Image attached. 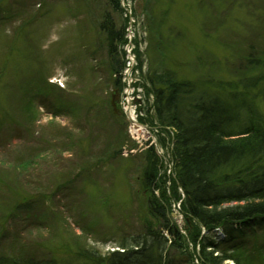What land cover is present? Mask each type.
<instances>
[{"label":"rangeland","instance_id":"rangeland-1","mask_svg":"<svg viewBox=\"0 0 264 264\" xmlns=\"http://www.w3.org/2000/svg\"><path fill=\"white\" fill-rule=\"evenodd\" d=\"M121 2L116 13L107 0L0 1V217L28 194L38 198L32 217L41 222L0 223L1 236L8 229L0 254L24 246L62 260L87 248L106 255L143 223L159 228L144 158L154 146L172 195L174 132L155 119L148 73L169 69L218 85L264 72V0ZM106 11L126 31L117 45L121 76L100 28ZM250 56L262 66L250 65ZM136 125L144 128L137 138ZM179 194L171 212L187 234ZM251 246L252 264H264V231Z\"/></svg>","mask_w":264,"mask_h":264},{"label":"trees","instance_id":"trees-1","mask_svg":"<svg viewBox=\"0 0 264 264\" xmlns=\"http://www.w3.org/2000/svg\"><path fill=\"white\" fill-rule=\"evenodd\" d=\"M107 4L113 12H123L121 0ZM100 28L114 58L111 70L121 76L125 61L119 58L117 45L125 42V28H117L107 11ZM250 57V65L262 66L263 59ZM146 79L159 127L174 132L172 195L167 196L154 146L146 145L144 158V188L153 194L148 209L160 227L143 223L140 231L106 255L87 248L78 252V258L62 260L22 246L0 254V264H252L251 242L264 231V72L218 85L181 80L169 69L151 70ZM155 191H162L161 199ZM179 191L187 234L171 212V200L181 195ZM16 199L0 223L41 225L32 217L38 198L25 194ZM259 257L264 261L262 253Z\"/></svg>","mask_w":264,"mask_h":264},{"label":"water","instance_id":"water-1","mask_svg":"<svg viewBox=\"0 0 264 264\" xmlns=\"http://www.w3.org/2000/svg\"><path fill=\"white\" fill-rule=\"evenodd\" d=\"M115 93H116V94H114V95L112 96L111 105H112V107H113L114 112L117 113V101H118V99H119V97H120V94H119L118 91H116Z\"/></svg>","mask_w":264,"mask_h":264},{"label":"built area","instance_id":"built-area-1","mask_svg":"<svg viewBox=\"0 0 264 264\" xmlns=\"http://www.w3.org/2000/svg\"><path fill=\"white\" fill-rule=\"evenodd\" d=\"M133 122H136L135 121V119L133 120ZM135 130H136V133L135 134H133L134 135V137H141L142 135H143V133H144V128H142V127H140V126H138V125H136L135 126Z\"/></svg>","mask_w":264,"mask_h":264},{"label":"bare ground","instance_id":"bare-ground-1","mask_svg":"<svg viewBox=\"0 0 264 264\" xmlns=\"http://www.w3.org/2000/svg\"><path fill=\"white\" fill-rule=\"evenodd\" d=\"M130 115L132 116V112H130ZM135 117L132 118V120H134Z\"/></svg>","mask_w":264,"mask_h":264}]
</instances>
